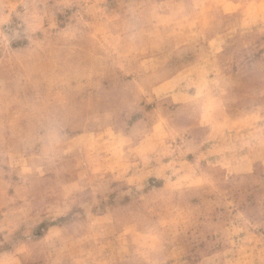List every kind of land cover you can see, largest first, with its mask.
Here are the masks:
<instances>
[{
	"label": "rangeland",
	"instance_id": "rangeland-1",
	"mask_svg": "<svg viewBox=\"0 0 264 264\" xmlns=\"http://www.w3.org/2000/svg\"><path fill=\"white\" fill-rule=\"evenodd\" d=\"M0 264H264V0H0Z\"/></svg>",
	"mask_w": 264,
	"mask_h": 264
}]
</instances>
